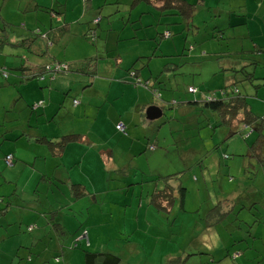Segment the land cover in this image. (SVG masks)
Segmentation results:
<instances>
[{"label":"rangeland","instance_id":"obj_1","mask_svg":"<svg viewBox=\"0 0 264 264\" xmlns=\"http://www.w3.org/2000/svg\"><path fill=\"white\" fill-rule=\"evenodd\" d=\"M186 1L194 4L189 24L174 15H159L161 23L157 29L144 25L138 30L139 35H145L142 51L149 54L148 49L151 53L155 50L147 66L145 59L135 64L141 76L133 77L132 82L147 95L140 105L150 101L149 94L162 101L161 94L174 102L165 105L160 116L135 128L140 142L114 125L116 121L123 123L129 115L125 106L130 107L131 93L127 89L117 99L103 95L99 108H93V102L84 105L90 90L84 92L85 97L77 95L76 100L83 104L76 108L74 118L63 119L66 111L71 112L61 104L67 91L42 86L44 78L38 76L20 81V71L15 67L26 61L7 51L0 52V69L8 75L3 78L0 73V153L14 142L9 138L15 131L13 127L21 130L19 127L26 120L29 127L23 125V132L27 136L33 133L41 136L59 129L61 123L60 134L87 132L89 135L85 137H91L90 142L74 143V147L66 149L65 172L72 179L67 183L54 175L50 180L40 179L42 174L38 170L44 165L41 155L46 149L34 138L32 150L35 156L39 155L35 162L31 157L27 164L20 162L10 172L15 174V181L23 184L35 175L31 191H18H28L45 204L41 209L45 217L35 228L40 234L30 251L32 264H83L85 249L112 252L119 257L118 264H251L254 260L249 258L250 254L262 261L264 165L258 168L245 150L255 139L256 127L261 126L264 135V0ZM2 14L13 25L31 23L30 15L22 10L7 8ZM148 21L149 15H143L141 22ZM90 28H94L93 23ZM165 32L169 35L164 36ZM29 56L39 61L45 59ZM106 61H99L94 76L101 85L109 82L101 77L102 71L108 73L104 69ZM188 87L195 91L188 92ZM41 92L47 100L38 109L54 105L48 122H44L41 110L30 108ZM48 92L52 93L51 100ZM237 93L244 95L257 117L252 126L239 124L237 120L230 125L220 124L216 112L201 105L204 96L221 98ZM68 97L73 95L70 93ZM105 149H112L107 161L102 158ZM166 174L178 175L176 181L186 188V193L181 205L175 200L170 211L163 213L149 204L148 195L161 186L157 177ZM71 182L84 183L88 194L73 201L69 192ZM228 195L241 200L233 204ZM222 202L231 204L223 219L213 221L211 211L208 215L211 219L206 220L212 206L219 203L220 210ZM50 205L56 211H47ZM56 222L62 228L52 225ZM247 232L255 236L251 249H246L241 240ZM233 253L238 255L232 258ZM17 263V257L12 263L9 258L0 261V264Z\"/></svg>","mask_w":264,"mask_h":264},{"label":"crops","instance_id":"obj_2","mask_svg":"<svg viewBox=\"0 0 264 264\" xmlns=\"http://www.w3.org/2000/svg\"><path fill=\"white\" fill-rule=\"evenodd\" d=\"M140 3H143L144 6H137L140 5ZM140 3L130 6V0H0V27L3 25L5 28V34L0 33V35H5L2 41L4 43L0 44V52L7 51V53L11 55H18L23 58L26 63L19 62V65L15 67L18 70L20 67H41L43 64L54 60L70 65L71 75L67 76L64 74L69 72H55L50 78V76H48L49 73L45 72L43 74L45 82L41 84L42 86L51 85L61 91H67V97L61 100V104H65L66 110L70 109L71 112L69 113V111H66V113L62 115L63 119H67L66 117H68L67 120L74 118L76 108L78 105L83 104L82 101L76 100L75 96L77 95L85 97L86 91L90 90L91 92H87L88 99L84 105H90V102H93L92 107L99 108V106L102 105L99 103H101L100 98L103 95L105 98L110 95L113 99H117L121 96V93L127 89L131 93L130 107L125 106V109L129 111V115L127 119H123V124L127 125L125 130H127L128 135L135 139L136 142H140V134L135 128L141 125L144 126L145 108L149 105H155L160 109L161 115L165 105H172L171 103L173 102V100L170 101L169 98H163L161 94L159 98H162V101L157 100L149 94L151 97L150 101L146 103V105L141 106L140 102L144 101L147 95L141 86L133 84L132 82L133 77H135L134 74L138 79L141 76L139 69L135 68L136 62H141L142 59H145L144 65L147 66L149 60L151 61L155 55V50L151 53L150 49H148L149 54L142 51L144 45L141 42L144 40L145 35H139L138 30H141L144 25H149L152 26L153 29H157L158 25L161 23L159 15H172L166 14V12H160L156 8V4L146 2ZM7 8H13L16 11L22 10L23 13L29 14L31 23L27 24L26 22H21L18 25L11 24L2 14ZM143 15H149L151 21H148L147 24L141 22ZM97 16H99L98 22H96L94 28H90L92 24L91 20L93 22V19L95 20ZM91 29L94 31L93 42L89 39V41H87L88 33ZM5 44L14 46V48L10 49L5 46ZM73 48L75 49L72 50ZM48 49H50L49 52ZM29 54L43 56L45 59L39 61L33 58V61ZM56 54L60 56L58 57ZM91 57L94 58L93 76L88 75L89 70L83 65L85 60ZM101 59L107 60L104 63V69L105 72L108 73L101 72L102 79L109 80L107 85L98 84V80L94 77L98 72L97 66ZM3 60L5 61V59ZM148 80L146 81L150 82ZM81 81L85 82L80 84ZM75 84L78 86H75ZM150 84L154 85V82ZM150 84L148 87L151 89L153 86ZM43 93L44 92L39 93L35 98H37L36 100L42 99L44 104L47 99L41 96ZM70 93L73 95L71 98L68 97ZM47 95L51 100L52 93L48 92ZM94 99L96 100L94 101ZM74 100L76 101L75 103L73 102ZM55 104H57L56 101ZM85 106L83 108H85ZM53 107L54 105L51 106L49 104L46 108L43 107L42 109H38L41 110L40 114L44 122L51 121L48 114L51 113ZM143 110L144 112H142ZM118 122L116 121L114 125ZM25 123L26 124H22L19 127L21 130H17V126L13 127L15 131L9 138L14 140V142L8 145V147L1 149L4 154H12L13 164L11 166H5L1 157L3 153H0V261L4 258H9V261L12 263L13 259L17 257V264H19L20 261H23V263L29 261L27 264H32L30 251L33 249L32 246L36 236L40 234V232H37V229H35L37 228L36 224L37 222L40 224L43 221L42 217H45L44 213H42L43 211L40 212L45 206L44 203L38 201V198L35 199L28 191L25 193H20L18 191L30 190L34 183L33 180L35 175H31L26 180L25 184H23L14 180L15 174H10L13 169L20 165V162L27 164L26 162L31 157L32 161L35 162L36 157L39 156H35L36 153L32 150V146L35 144V139L33 140V138L37 136L33 133L35 129L31 131L33 135H25L23 132V125L29 127V120H26ZM58 127L59 129H53L42 135L46 138L56 139L63 135L60 134V128L62 127L61 123H58ZM80 134L83 135L84 133ZM87 135H89V133L85 132L83 137L87 142H90L89 139L91 137H85ZM75 143L78 144V142ZM79 143L83 142L79 141ZM71 146L74 147L75 144H67L62 153L58 156L51 154L46 145V150L44 152L41 148L43 152L41 155L43 159L42 163L44 165L38 170L42 174L40 179L50 180L54 175L57 179L65 182L72 180L65 172L67 161L64 156L66 149ZM22 149H24V152H22ZM104 151L106 153L102 155L103 160H110L107 154H111L112 149H105ZM56 157L57 160H54ZM48 158L50 159L49 161ZM30 163L32 165V162ZM80 184H83L84 189H86L84 183ZM64 189L65 187L62 189L63 193ZM70 197L72 198V195ZM76 199L73 200L72 198L73 201H76ZM228 199H231L233 204L241 200L240 198L237 199L235 196L231 197L229 195ZM54 209H56V207L50 205L46 210L53 211ZM36 210L37 212L39 211L40 214L37 212L35 213ZM24 224L33 226L31 232L26 230L27 227L25 228ZM33 228L35 230H33ZM25 231L30 232V234L25 235ZM245 235L241 237V240H244L246 249H251L253 247L251 240L254 239L255 236L249 235V232L245 233ZM20 249L21 251L19 252ZM237 255L236 253L232 258H235ZM249 258L255 260L252 258L251 254ZM55 260L59 262L58 259Z\"/></svg>","mask_w":264,"mask_h":264},{"label":"trees","instance_id":"obj_3","mask_svg":"<svg viewBox=\"0 0 264 264\" xmlns=\"http://www.w3.org/2000/svg\"><path fill=\"white\" fill-rule=\"evenodd\" d=\"M140 2L156 4L155 6L160 12H166V14L176 15L179 17L180 21L185 24H189L191 22V17L194 13V4L189 3L186 0H130V6H134ZM98 19H99V16L96 17L95 19L96 21L93 19L92 23L95 25L96 22H98ZM0 30H2L1 34H5V28L3 27V25L2 27H0ZM35 33H38V32H35ZM93 33L94 31L92 29L88 33V38L90 40H92V38L94 37ZM4 38H5V35H0V44L4 43L2 42ZM55 63H62V62L54 60L49 63L43 64L41 67H34V68L20 67L19 68L20 74L18 77H20V81L31 79L37 76L38 78L39 77L44 78L43 74L47 72L49 73L48 76H50L51 78L52 74L55 72L58 73V72H70L71 71V67L68 63L65 64L67 65L66 71H62V69H60L59 71H54ZM83 65L88 68L89 70L88 75L93 76L92 71L94 69V66H93L94 58L91 57V58L86 59ZM7 76L8 75H6L3 78H7ZM134 76L136 78L135 74ZM135 82L139 83L138 79H136ZM144 85L147 86V82H145ZM188 88H192V87H188ZM188 88H187V91L191 92L188 90ZM153 92L155 91L153 90ZM153 94L156 97L158 96V93L157 95L156 93H153ZM39 101L41 103L37 105L36 107H33V104ZM73 102L75 103V101ZM34 103L31 104L30 106L31 110H35V109H38L39 107H42L43 100L42 99L36 100ZM192 103H197V102L192 101ZM171 104H174V102H172ZM201 105L209 109L210 111L216 112V114L219 116L220 124H223V125H230L233 122V120H237L239 124L252 126L257 119V117L254 115V113L249 108L244 95H241L239 93L233 94L230 96L227 95V97H221V98H210V97L204 96L203 100L201 101ZM144 119L145 121H147L146 118ZM255 129H256L257 134L255 136L254 141L246 148L245 155L248 158H252L255 161L257 167L259 168L264 165V135L261 133V126L256 127ZM123 132H125V129L123 130ZM34 139L36 142L45 144L47 148L49 149V151L51 152V154L55 156L60 155L63 149L65 148V146L69 143H75L79 141L83 143L87 142V140L84 139L82 134L75 133V132L63 134L57 137L56 139L46 138L45 136H42V135L41 136L37 135L34 137ZM7 155L10 156V164H7L5 162L6 161L5 157ZM1 157L6 166H11L13 164L12 154L10 153L3 154ZM253 171H255L254 166H253ZM157 178H159V181L161 182V186L159 188L155 187L150 192V194L148 195L149 197L148 202L149 204L153 205L158 212L168 213L175 200H177L179 205H181L184 199L185 193H186V188L176 181L179 178V176L176 174H166L163 176H159ZM69 189H70L73 200L76 198H80L84 194L87 193L83 185L80 183H70ZM224 200L228 201L227 199H223L222 201ZM218 204L213 205L212 209H210L207 212V217L205 218L206 220L211 219L210 217H208L211 211L214 215V218L212 219L215 222L217 220L220 221L221 219H223L225 214H227L230 211L231 204H228L227 202L225 203L222 202V207L220 210L217 209ZM241 207H244V206H241ZM36 212L37 210L35 211V213ZM40 212L42 211L40 210ZM40 212L38 211L37 213L40 214ZM52 225L57 228H62L61 224L57 222ZM206 225L208 226L209 223H206ZM26 227H27L26 228L27 231H31L33 226L28 225ZM87 244L88 243L86 241V245ZM235 255L236 253H234V256ZM82 257H83V264H118L119 263V257L116 254L109 252V251H89L85 249L83 250ZM251 264H264V255L262 256V261L254 260L253 263Z\"/></svg>","mask_w":264,"mask_h":264},{"label":"built area","instance_id":"obj_4","mask_svg":"<svg viewBox=\"0 0 264 264\" xmlns=\"http://www.w3.org/2000/svg\"><path fill=\"white\" fill-rule=\"evenodd\" d=\"M95 21H96V20H95ZM164 35L167 36L168 33L165 32ZM58 68H59V69H58ZM57 69H58V70H57ZM60 69H62V71H66V70H67V65H65L64 63H55V65H54V71H59ZM0 73H1V75H2L3 77L6 76V73H5L4 71H1V69H0ZM188 90L191 91V92L194 91L193 88H188ZM40 103H41L40 101L37 102V103H34V104H33V107H36V106L39 105ZM115 128H116L118 131L123 132V130H124V125H123L121 122H118V123L115 125ZM5 160H6L5 162H6L7 164H10V156L7 155V156L5 157Z\"/></svg>","mask_w":264,"mask_h":264},{"label":"water","instance_id":"obj_5","mask_svg":"<svg viewBox=\"0 0 264 264\" xmlns=\"http://www.w3.org/2000/svg\"><path fill=\"white\" fill-rule=\"evenodd\" d=\"M160 115V109L155 105H149L145 108V118L153 119Z\"/></svg>","mask_w":264,"mask_h":264}]
</instances>
